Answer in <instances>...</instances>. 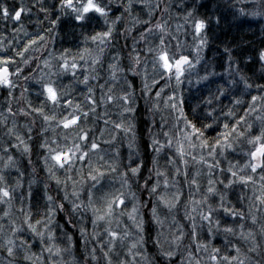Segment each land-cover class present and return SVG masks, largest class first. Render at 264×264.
I'll list each match as a JSON object with an SVG mask.
<instances>
[{
	"label": "snow or ice",
	"instance_id": "snow-or-ice-1",
	"mask_svg": "<svg viewBox=\"0 0 264 264\" xmlns=\"http://www.w3.org/2000/svg\"><path fill=\"white\" fill-rule=\"evenodd\" d=\"M57 2L59 7L53 9L46 6L44 0H33L30 6L25 5L23 0L11 5L0 3V20H10L16 25L15 32H23L28 37L19 48L0 40V92H6V111H0V127L7 138L0 144V206H3L0 209V251L10 258L8 264H15L21 254L26 264H63V253L70 251L73 236L63 231L67 246L60 247L56 243L52 224L57 212L65 211L69 214L68 223L74 227V216L91 212V236L81 225L80 237L86 246L91 241L99 245L106 264H113L110 257L117 245L129 241L125 256L131 257V260L124 259L119 264H140L137 256L148 260L145 255V220L141 211L145 208L150 209L152 222L159 229L153 243L165 264H175L177 255L181 256L179 264H264V83L250 82L237 68L239 80L233 78L228 81L235 89L217 84L213 92L210 87L209 94L190 108V115L185 111L181 86L192 82L191 72L200 63V53L209 43L208 31L213 16L200 14L199 8L204 5L192 0V4L185 8L183 22L176 24L177 33L183 30L188 35V29H191L196 57L193 61L173 34L170 17L164 18L169 13V6L164 4V0ZM136 5L147 9L146 18L134 14ZM33 9L44 13V20L50 25L44 29V34L33 36L26 29L23 17L31 15ZM114 10L122 11L117 16ZM52 11L54 16L50 14ZM157 12L161 14V19L153 21ZM252 15H264V12L256 11ZM126 17L130 18L129 24L119 33L125 40L127 34L141 26L138 37H132L130 65L125 69L118 53L107 66L108 77L100 83L102 54L112 46L118 33L117 25ZM65 21H70L74 29H80L82 35L90 27L92 29L84 38L86 46L75 54L68 48L59 53L54 48L49 50L50 45L55 43V36L59 35L57 29ZM100 21L103 27L96 30L95 23ZM214 22L218 25L220 19L217 17ZM149 37H155V40ZM173 40L177 42L173 44ZM88 41L96 46L98 52L87 46ZM142 41L145 43V59L151 56V76L148 64L143 63L142 54L136 49V44ZM225 51L229 54L228 73L231 76L233 60L230 51ZM259 60L264 62V51L259 53ZM125 72L141 77L139 97L135 94L133 83L122 75ZM215 75L214 71L206 70L197 83L208 82ZM64 77H71L72 85L83 86L82 99L75 95L76 87L63 82ZM93 81L96 83L93 84ZM32 84L39 87L36 96L43 97L38 106L25 96ZM17 89H20L19 97L16 96ZM168 89L172 90L169 92ZM224 97H230L228 105L223 104ZM139 99L145 100L148 112L153 114V127L157 126L156 113L174 115L170 126L167 116L161 115L159 133L151 134L149 129L154 155L147 177H141L143 160H137L135 165L132 160L134 154H139L135 131ZM13 100H23L24 106L14 109ZM109 106L119 109L116 113L118 120L107 118ZM101 107L104 108L103 114L98 112ZM18 117L24 118L23 124L19 123ZM37 119L42 121L37 135L41 138L39 148L42 150L44 169L57 185H64V195L57 203L47 193L48 185L45 184L46 214L33 220L30 201L34 181L29 182L26 196L23 193L18 196V190L23 185L20 179L10 183L8 176L12 171L23 175L13 149L26 156L31 164L32 145L29 142L34 139ZM99 120H103V128L95 124ZM166 127L168 130H164ZM49 131L54 133L50 138L46 135ZM121 133L127 139L129 148V163L124 171L120 170L119 151L114 156H108L107 149L103 147L112 145ZM166 149L172 154H166L167 167L161 169L159 158ZM228 154H235V162L228 160ZM223 160H228L226 168L222 166ZM77 164L81 167L77 168ZM84 165L88 168L86 174ZM197 165L200 167L192 171ZM58 170L67 174L64 181L57 176ZM73 170L79 180L71 175ZM117 173L120 188L104 191L99 198L102 203L97 204L92 189L102 186L105 177ZM129 173L136 178L137 186L143 178L140 190L142 194H147V202L131 191ZM202 175L207 177L203 187L199 179ZM68 181H72L71 193L67 190ZM87 181H91V185L85 202L82 188L77 189L76 185ZM184 185L189 192L182 205ZM236 186L241 188V193L234 203L230 194ZM124 189L128 190V196L133 201L130 210ZM25 199L29 201L27 205ZM63 201H69L70 207L66 208ZM17 202L20 206L13 219L12 208ZM180 206L188 224L178 223L173 215L165 236L167 216L162 219L160 209H166L171 214ZM124 216L131 222L134 232L128 226L122 232L112 227L113 222L119 227ZM101 224L104 225L107 240H101L102 233L98 231ZM218 236L223 237L222 248L213 243ZM37 248L39 250L34 251ZM96 251L95 247L91 250L94 261L97 259Z\"/></svg>",
	"mask_w": 264,
	"mask_h": 264
},
{
	"label": "trees",
	"instance_id": "trees-1",
	"mask_svg": "<svg viewBox=\"0 0 264 264\" xmlns=\"http://www.w3.org/2000/svg\"><path fill=\"white\" fill-rule=\"evenodd\" d=\"M20 0H0V3L5 4H15L19 3ZM25 5L30 6L33 0H23ZM45 5L50 9L58 8L59 4L57 0H44ZM154 2V0H153ZM198 4L204 5L199 8V13L202 15H212L213 23L208 31L209 43L208 46L201 52V61L196 67L195 70H198V73L203 70L204 73L199 76L205 75V71H214L216 73L215 76L210 77V80L201 85H195L193 87L183 86L182 94L185 98V111L190 113V108L201 101L202 97H206L209 94V88L214 92L216 89V85L220 84L227 88L235 89V86L229 85L228 81L230 79L239 80V75H237V68L239 69L240 74L249 78L250 82L253 83H264V62L259 60V53L264 51V15L253 16L252 13L256 11L264 12V0H197ZM164 4L169 6V13L164 15L165 19H169V25L172 29L174 35L177 36L178 40L181 43L182 49L186 54H189L191 58L194 57L192 48L194 45V41L191 35V29H188V35L184 34V31L176 32V24L182 23L183 15L185 14V8L192 4V0H164ZM243 10V14L241 13ZM122 10H114V15H120ZM51 15H55V12H50ZM134 14L139 15L141 18L147 17V9L142 8L140 5H136L134 9ZM220 19V23L217 25L214 21L216 18ZM161 14L157 12L153 17V21L160 20ZM24 24L26 29L30 35H36L37 33L44 34V29L48 28L50 25L48 21L44 20V13L38 12L37 9H33L31 15H26L23 17ZM130 18L126 17L123 19L120 24L117 25L118 33L116 34V39L113 41L112 46L106 48L105 52L102 54L103 65L106 64L108 66L109 62L112 61L113 57L117 56L119 53L121 65L127 69L130 65L129 54L132 51L133 39L132 37H138L140 27L138 26L132 33L127 34L128 38L125 40L123 36H120L119 33L124 31V27L126 24H129ZM15 27L10 20L5 22L0 20V40H4L5 43L13 42L14 48H19L21 44L26 42L28 37L24 36L23 32H15ZM103 27V22L100 21L95 23L96 30H101ZM59 35L55 36L54 45H50L49 50L53 48L57 53L62 51L65 48L71 49L72 54H75L78 50L83 49L85 45V36H88L92 29L91 27L81 34L80 29H74L72 23L70 21L63 22L60 27L57 29ZM149 39L155 40V37H149ZM177 41L173 40L172 43L175 44ZM92 47L95 52L98 50L96 47H93L91 41H88V45ZM136 49L140 52L142 57H144L145 52V43L142 41L136 44ZM228 49L231 53V57L233 60L232 64V75L230 76L228 73L229 63H228V52L225 51ZM38 54V53H32ZM149 56H147L148 59ZM148 61V60H147ZM101 71V68H99ZM102 73V71H101ZM122 75H126L129 81H131L134 85L135 94L137 97L141 95V77L135 76L133 77L130 72H125ZM104 75L102 74V79L100 83H103ZM108 77V74H107ZM21 83H24L21 81ZM240 88L243 87L242 84L239 85ZM119 90V86L117 91ZM20 89L16 90V96ZM31 88L29 89V92ZM33 91V90H32ZM31 91V92H32ZM83 91V88H82ZM81 91V92H82ZM97 95L99 96V89H97ZM35 94L27 97L30 99L33 104H35L34 98ZM5 98L6 92H0V111L5 110ZM230 97L223 98V104H229ZM37 100V99H36ZM17 102V104H16ZM13 108L15 109L18 106H24V101L22 100H13L12 101ZM119 111V110H118ZM113 113V112H112ZM168 116V113H156L155 114V123L156 127H153V114L149 113L145 104L144 99H139L137 101V114L135 117L136 128L135 131L137 133V144L139 145V154H134L132 157L133 164L137 160H143L144 167L141 170V177H147L148 169L152 167V157L154 155L152 148L150 146L149 136L151 129V134L159 133V122L161 115ZM115 113L112 115V120L115 117ZM159 118V119H158ZM20 124L24 123V118H17ZM110 119V118H109ZM38 120V119H37ZM11 121V118L9 122ZM38 122V121H37ZM39 123V122H38ZM36 123V132L33 133L34 139L29 143L32 145V154H31V164L29 163L26 156L22 155L19 152H16L15 149L12 150L13 154L16 156L17 161L20 167V173H23L20 176L16 171L10 172L8 179L10 183H15L17 179H20L23 187L18 190L17 195L19 196L21 193L24 196L27 195L29 191V182L34 181L31 185V191L33 193L31 198V209L33 214V220L43 217L46 214V197H45V184L48 185L47 193L53 196L54 200L57 203L61 202V198L64 195V192L59 190L57 184L47 175L46 170L43 166V159L41 155V149L39 148L40 136L37 135L40 127ZM23 130V129H22ZM24 131V130H23ZM50 131L46 134L49 136ZM214 134V133H213ZM7 138L4 137V129L0 127V144H2ZM120 138L117 137L116 141L119 146L116 149L120 153L119 160L121 163L122 171L126 170V159L129 157V149H126L123 142L119 141ZM171 155L168 150H165L164 153L161 154L159 158V165L161 169L167 167V155ZM235 154H228V160H232ZM125 157V161H124ZM228 160H223L222 163H227ZM129 163V160H128ZM35 169V172H33ZM59 175V174H58ZM60 177V176H58ZM130 177V182L132 183L131 191L135 192L136 195L147 202L148 197L146 193L141 192L140 188L143 186L144 180L143 178L139 181V186L136 184V178ZM202 184V183H201ZM203 187V185H202ZM236 188H240L236 186ZM184 196L182 197V205L186 201L189 189L186 186H183ZM241 193L240 190L232 191L230 194V198L235 203L237 201V197ZM250 195V192H248ZM67 207H70L69 202L63 201ZM29 201L25 199V205H27ZM19 202L15 203L12 208V218L15 219L17 216L16 209L19 207ZM3 206H0L2 209ZM144 214L145 220V236L147 239V243L145 245V255H147L148 260H145L146 264H165L164 259L158 255V250L155 247L153 241L155 240L156 233L159 230L157 225L152 222L150 216V209L145 208L141 210ZM2 214V211H0ZM160 215L163 219L167 216L165 220L166 223L170 224L169 219L172 220V216L176 217L178 223L187 226L188 221L185 220L184 217V209L182 206L178 207L173 213L169 214L166 209H160ZM69 214L67 211L65 212H57V214L53 217L52 228L56 234V243L60 247H66L67 241L66 237L63 235V231H67L69 235L73 236V245L70 251L63 253V264H106V260L103 256V253L100 252L98 248V244L95 241H91L90 243L85 245V242L80 237L79 227L81 226L78 222L77 216L73 217L75 222V227L73 224L68 223ZM87 229V228H86ZM187 230V228H186ZM61 236V237H60ZM185 243H188V240H185ZM215 246L221 247L219 245L220 241L215 239L213 241ZM221 244V243H220ZM222 245V244H221ZM95 247L96 257L97 259L94 261L91 258V250ZM223 247V245H222ZM39 249H34V251H38ZM120 253L111 254V259L113 264H119L120 259H128L124 255V250L119 249ZM181 252L186 255V252L183 248H181ZM47 255V254H45ZM10 258L7 257V254L3 251H0V264H8ZM181 259L180 255H177L175 258V264H179V260ZM15 264H26V262L22 259V254L20 257H17Z\"/></svg>",
	"mask_w": 264,
	"mask_h": 264
},
{
	"label": "rangeland",
	"instance_id": "rangeland-1",
	"mask_svg": "<svg viewBox=\"0 0 264 264\" xmlns=\"http://www.w3.org/2000/svg\"><path fill=\"white\" fill-rule=\"evenodd\" d=\"M151 38V37H150ZM11 43H13V42H11ZM93 45V44H92ZM93 47H96L95 45H93ZM192 51H193V48H192ZM96 52H98V50L96 51ZM193 54H194V57L192 58L193 59V61H195V52L193 51ZM201 54V53H200ZM141 59H142V61H143V63H146V64H148V68H149V76H151L152 75V72H151V56L150 57H148V59H145V56L144 57H142L141 56ZM148 60V61H147ZM104 60H103V58H102V62H103ZM200 64V63H199ZM196 67H198V65H196ZM196 68H194L193 70H192V72H191V76H190V79H191V84H189V83H187V82H185L182 86H181V88L185 85V86H187L186 88H188V87H193V86H195V85H198V83H197V80H198V78L200 77L199 75H202L203 73H204V71L203 70H201L199 73H198V70H195ZM101 71H102V73H101ZM101 71H100V74H101V77H102V74L104 75V77L103 78H107V74H108V70H107V65L106 64H104L102 67H101ZM63 82L65 83V84H68L70 87H76V89H77V91H76V93H75V95L77 96V98L78 99H82V95H81V91H82V88H83V86L82 85H72V83H71V77H64L63 78ZM93 84H95L96 83V81H93L92 82ZM161 83H163V82H161ZM204 83H206V82H202V83H199V85H201V84H204ZM175 86V84H174V82H173V87ZM30 88H31V91L30 92H27V93H25V96L26 97H29V96H31V95H33V94H35V96H34V98H35V100H34V102H35V104L34 105H36V106H38L39 105V103H40V101L43 99V97H37L36 96V92L39 90V87H38V85H35V84H32V85H30ZM172 89H168L167 91H171ZM19 91H18V93H17V97H19ZM37 99V100H36ZM23 101V100H22ZM16 104H17V102H16ZM118 110L119 109H117V108H115V107H113V106H109V116L107 117V118H110L111 120H112V115H113V113H115V117L113 118V120H118L119 119V117L116 115V113L118 112ZM98 112L99 113H101V114H103V112H104V108L103 107H101V108H99L98 109ZM113 112V113H112ZM165 113H167V112H165ZM167 118H168V121H169V126L171 125V122H172V120L174 119V115H168L167 116ZM159 119V118H158ZM38 122V126L39 127H41V125H42V121H40L39 119L37 120ZM11 123V121L9 122V124ZM95 124L99 127V128H103L104 127V125H103V120H99V121H96L95 122ZM91 126V125H90ZM109 127H111V125H109ZM21 132H23V130L22 129H19ZM164 130H168V128L166 127ZM59 131V130H58ZM155 134H157V133H155ZM54 135V133H52L51 131H50V134H49V138L51 137V136H53ZM117 137H119L120 138V140L119 141H121V142H123V144H124V146L126 147V149H129L128 148V142H127V139L123 136V134L121 133L119 136H117ZM106 138H107V133H106ZM160 139L163 141V136H162V134H160ZM118 146H119V144H118V142L115 140V142L112 144V145H104L103 147L105 148V149H107V155L108 156H114L115 155V153H116V149L118 148ZM167 150V149H166ZM169 151V153H171L170 152V150H168ZM95 157H93V160L95 161ZM127 161H125V157H124V161L126 162V165H128V158L126 159ZM222 166L223 167H227L228 165H227V163H222ZM77 168H80L81 167V165L80 164H77V166H76ZM198 167H200V166H195L194 168H192V171H195L196 170V168H198ZM120 170L122 171V169H121V166H120ZM87 171H88V168H87V165H84V172H85V174L87 173ZM57 176H60L59 178H60V180L61 181H64L65 180V178H66V173L63 171V170H58L57 171ZM59 174V175H58ZM47 175H48V173H47ZM71 175L73 176V178L75 179V180H79V176L77 175V173H76V171L75 170H73V172L71 173ZM131 175V174H130ZM85 178H86V175H85ZM200 182L202 183L201 185H203V186H206V181H207V177L206 176H201L200 178ZM54 182H55V180L54 179H52ZM56 183V182H55ZM90 185H91V181H87V183H84L83 185H80V184H77L76 185V187H77V189H81L82 188V199H84L85 200V202H86V200H87V192H88V190H89V187H90ZM58 187H59V190L61 191V192H64V185L63 184H61V185H57ZM120 186H121V181H120V178H119V174L117 173V174H113L112 176H108V177H105V179L103 180V182H102V186H98V188L97 189H92V191H93V193H94V199L96 200V203L97 204H100V203H102V201L99 199L100 198V196L103 194V192L104 191H108V190H111V191H115L116 189H119L120 188ZM184 186H186V185H184ZM72 187H73V185H72V181H68V186H67V190H68V192L69 193H71V191H72ZM235 190H240V188H234V190L233 191H235ZM124 191H125V194H126V196H128V190L127 189H124ZM67 202H69V201H67ZM127 203H128V205H129V210H130V208H131V205H132V203H133V201L131 200V197L130 196H128V199H127ZM77 219H78V222L80 223V225H83L85 228H87V232L89 233V237L91 236V233H92V231H93V229H92V225H91V212H87V213H85V214H82V215H77ZM122 219V223L119 225V227H117V224L115 223V222H113V224H112V227L114 228V229H116L117 231H123V229H124V227L125 226H128L129 227V230L130 231H135V229L132 227V225H131V222L130 221H128V219H127V216H124V217H122L121 218ZM169 222L171 223V219H169ZM168 226H169V223L167 224L166 223V221H165V224H164V234H165V236H167L168 235ZM98 231L99 232H101L102 233V236H101V240H107L108 239V237H107V235L106 234H104V225L103 224H101V226L99 227V229H98ZM61 237V236H60ZM217 240H219L220 241V243L223 245V237L222 236H218L217 238H216ZM130 242V241H129ZM129 242H125V244L124 245H120V244H118L117 245V247H116V249H115V251H114V253H120V252H118V250L121 248V249H123L124 250V255H125V253L127 252V244L129 243ZM219 243V245L221 246V248H222V245ZM98 248H99V245H98ZM147 256V255H146ZM121 260H123V259H120V261ZM128 260L130 261L131 260V257H128ZM137 260L140 262V264H146L145 263V260H141V258L139 257V256H137ZM205 260H206V257H205ZM202 264H204V262H202Z\"/></svg>",
	"mask_w": 264,
	"mask_h": 264
}]
</instances>
